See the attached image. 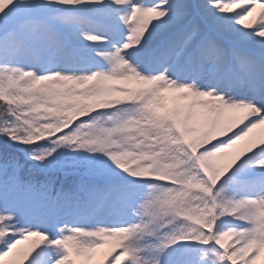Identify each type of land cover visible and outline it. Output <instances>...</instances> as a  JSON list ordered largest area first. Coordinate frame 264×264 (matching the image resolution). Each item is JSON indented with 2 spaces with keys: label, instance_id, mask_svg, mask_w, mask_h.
Segmentation results:
<instances>
[{
  "label": "snow or ice",
  "instance_id": "1",
  "mask_svg": "<svg viewBox=\"0 0 264 264\" xmlns=\"http://www.w3.org/2000/svg\"><path fill=\"white\" fill-rule=\"evenodd\" d=\"M0 264H264V0H0Z\"/></svg>",
  "mask_w": 264,
  "mask_h": 264
}]
</instances>
